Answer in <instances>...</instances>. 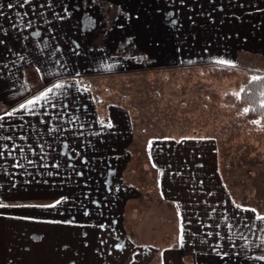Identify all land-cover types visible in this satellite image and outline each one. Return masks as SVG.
Returning <instances> with one entry per match:
<instances>
[{
	"label": "crops",
	"instance_id": "obj_1",
	"mask_svg": "<svg viewBox=\"0 0 264 264\" xmlns=\"http://www.w3.org/2000/svg\"><path fill=\"white\" fill-rule=\"evenodd\" d=\"M95 1L0 0V264H264L262 194L237 198L213 137L148 142L170 226H143L132 116L77 79L257 63L264 0H111L124 15L105 37Z\"/></svg>",
	"mask_w": 264,
	"mask_h": 264
},
{
	"label": "rangeland",
	"instance_id": "obj_2",
	"mask_svg": "<svg viewBox=\"0 0 264 264\" xmlns=\"http://www.w3.org/2000/svg\"><path fill=\"white\" fill-rule=\"evenodd\" d=\"M95 2L101 17L97 24L101 31L98 32L105 37L109 26L122 19L124 9L111 0ZM188 67H195V70H188ZM237 67L240 71L232 78H216L203 64L138 66L118 73L115 78L85 77L87 89L101 99L102 105L123 106L132 116L131 161L123 178L125 183L134 185L141 192L129 207L133 215L145 212L147 218L143 226L150 230H155L154 226L160 222L158 219L170 215V210L157 195L156 174L147 155L148 142L155 138H215L223 161L231 163L230 167L223 165V175L226 181L234 184L231 187H236L233 193L237 198L247 199L246 194L252 193L262 194L261 199H264L263 191L254 193L256 186L261 189L257 174L262 173L264 178V138L247 135L248 129L242 118L230 114L233 104L227 98L241 92L242 80L249 71H264V60ZM260 163L262 168L258 169ZM251 164H256L254 170L250 169ZM162 220L161 226H170L168 217Z\"/></svg>",
	"mask_w": 264,
	"mask_h": 264
},
{
	"label": "trees",
	"instance_id": "obj_3",
	"mask_svg": "<svg viewBox=\"0 0 264 264\" xmlns=\"http://www.w3.org/2000/svg\"><path fill=\"white\" fill-rule=\"evenodd\" d=\"M216 78H232L238 75L240 69L237 66L211 63L203 64ZM191 68V69H190ZM188 70H195V67H188ZM118 73H105L93 75V79L115 78ZM255 78V79H254ZM264 71H249L242 80V90L236 95H228V100L233 104L230 114L240 116L242 123L248 129L247 135L257 138H264ZM81 85L89 88L85 77L77 78ZM95 97L97 104H102L101 99ZM248 111H245V110ZM103 121L106 119L103 117ZM242 129V128H240ZM246 129V130H247Z\"/></svg>",
	"mask_w": 264,
	"mask_h": 264
},
{
	"label": "snow or ice",
	"instance_id": "obj_4",
	"mask_svg": "<svg viewBox=\"0 0 264 264\" xmlns=\"http://www.w3.org/2000/svg\"><path fill=\"white\" fill-rule=\"evenodd\" d=\"M255 79V78H254ZM261 79H264V78H261ZM55 87L56 88H60V87H62V85H55ZM48 92H52L53 91V88H49L48 90H47ZM238 95V94H237ZM34 103H36V101H29V104H34ZM21 108H24V107H26V105H21L20 106ZM262 107H264V104H262ZM245 111H248L247 109L245 110ZM260 219H264V217H259Z\"/></svg>",
	"mask_w": 264,
	"mask_h": 264
}]
</instances>
